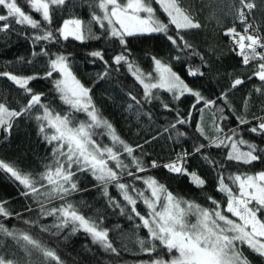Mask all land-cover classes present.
<instances>
[{"label": "snow or ice", "instance_id": "snow-or-ice-1", "mask_svg": "<svg viewBox=\"0 0 264 264\" xmlns=\"http://www.w3.org/2000/svg\"><path fill=\"white\" fill-rule=\"evenodd\" d=\"M68 2L0 0V34L19 33L32 45L31 58L16 57L0 65V79L18 90L0 92V128L10 130L17 118L27 116L38 123L39 133L51 147L50 161L40 172L0 159V172L16 183L18 195L27 202L17 211L12 200L0 197V236L11 238L24 253L20 257L5 252L0 240V264H34L30 259L34 253L42 257L39 264H67L58 246H48L28 230L8 227L5 222L12 219L57 241L65 230H70L65 241L82 231L92 245L117 258L129 250L123 235L119 247L114 238L116 232L124 233L122 225L109 227L100 209L87 214L90 205L72 200L73 194L81 191V174L94 178L106 207L131 225L130 235L135 237L139 252L148 257L138 264H252L245 247L264 259V170L250 174L240 167L264 162V146L245 138L251 134L264 141V32L251 15L257 3L234 0V23L223 30L230 51L241 58L243 68L251 69L250 74L230 73L226 87L217 95L206 96L203 85L188 82L176 70V65L184 66L185 74L194 80L207 79L214 71L207 52L200 51L188 37L204 25L183 6L186 0H89L87 21L72 13L65 15ZM237 23L242 25L240 30ZM157 34L171 45L169 54L150 55V68H144L129 40ZM101 40L107 47L86 53L91 63L102 65L95 83L126 69L142 90L126 92L128 110L134 111L137 119L147 118L150 128L155 125L146 137L137 133L136 140L123 138L94 102L95 84L89 86L78 77L75 54L65 47L69 41L85 44ZM193 58L199 63L193 65ZM39 59L43 60L40 70L33 67L24 72ZM254 78L260 85L241 97L238 109L233 94ZM36 80L49 81L50 93L36 91L31 86ZM162 93L169 99H163ZM254 93L261 98L258 106L254 105ZM50 94L59 103L49 100ZM186 96L193 102L187 111H180L177 102L182 103ZM157 104L173 114L163 125L155 124L153 107ZM189 136L191 146L185 147L182 140ZM161 139L173 142L174 154L152 155L149 146ZM197 157L214 173L215 191L223 200L205 193L207 206L202 205L174 194L162 177L152 174L163 169L169 176L185 177L203 193L209 181L199 166H192ZM40 217L52 218L53 223L42 224ZM139 231H145L146 237L141 238Z\"/></svg>", "mask_w": 264, "mask_h": 264}, {"label": "trees", "instance_id": "trees-1", "mask_svg": "<svg viewBox=\"0 0 264 264\" xmlns=\"http://www.w3.org/2000/svg\"><path fill=\"white\" fill-rule=\"evenodd\" d=\"M234 0H186L184 7L189 8L192 14L199 18L200 22L204 25L201 30H194L188 33V37L191 42L199 47L200 51H206L209 58L214 64V71L212 76L207 79H193L188 77L184 72V66L176 65V70L181 73L184 78L190 82L195 83L197 86L203 85L202 91L206 96H214L219 91L226 87L229 82V74L233 72H246L250 74L251 69H245L241 65V58L230 51L229 38L224 36L223 30L227 27H231L234 23V14L231 10V5ZM258 7L252 12L254 17V23L260 27L261 32H264V4L260 3V0H254ZM68 13L75 14L76 16L88 20L89 19V0H69L68 6L65 9V15ZM210 17H214L211 18ZM161 19L167 22L166 17L161 15ZM217 20L220 21L217 24ZM59 21H57L58 23ZM250 22H253L250 20ZM237 29L240 30L242 25L236 24ZM19 27V26H17ZM27 31V29H25ZM129 46L134 56L140 61L144 68H150L151 61L148 58L150 55L167 56L169 54L171 45L167 42L163 35H151L140 36L136 38H130ZM65 47L75 54V71L78 77L92 86L95 84L93 98L97 107L103 112V115L107 117L118 129L119 133L126 140L138 139L137 133L140 137H146L149 131L154 132V127L150 128L147 118L137 119L136 113L130 111L127 108V104L130 102L126 92L133 90V94L141 92L142 90L138 85H135L133 78L127 73L126 69H121L118 73H113L107 80L95 83V75L102 68V65L97 62L95 64L90 62L86 53L93 49H99L107 47L103 40L90 41L85 44H81L75 41H69L65 44ZM32 45L30 42L23 38L19 33H12L9 35L0 34V65L6 64L9 61H14L16 57L31 58L30 53ZM109 55L112 54V50L109 49ZM217 57H219L217 59ZM199 63L198 58H193L192 64ZM43 64V60L39 59L38 64L35 66H29L24 68V72H31L33 67L36 70H40V65ZM135 85V87H134ZM258 79H252L251 81H245L238 90L233 94V101L236 107L240 108L241 97L250 92L253 86H259ZM36 91L49 92L51 90V84L47 80H36L31 85ZM0 92L5 93H17L18 90L6 79H0ZM162 98L167 100L169 96L162 93ZM49 100L58 99L50 94ZM254 105L258 106L261 102V98L258 94H253ZM193 102V98L186 96L183 98V102H177V108L180 111H187L188 106ZM15 106V105H13ZM147 107H153L148 105ZM153 111L156 114V125H163L167 120H171L172 113L163 111L159 108V105L153 107ZM255 111V107H253ZM234 124L235 121L233 120ZM38 123L27 116L17 118L14 121L13 127L10 130L0 128V159L6 161H15L18 165L27 170L40 172L43 171L44 165L49 163L51 147L45 143L42 135L38 130ZM191 131V130H189ZM245 138L255 141L257 144L264 146V141L259 137L247 134ZM185 147H190L192 140L191 137L186 140H182ZM105 143H108L105 140ZM175 146L171 140L165 142L161 139L151 146L148 150L153 156L167 157L174 154L172 149ZM179 151V148H175ZM212 154L216 156L217 150H212ZM192 166L195 168L199 166L202 175L206 176L209 183L202 193L200 190L192 186L188 179L185 177L169 176L168 173L163 170H154L153 175L162 177L163 180L170 185L171 190L178 196H183L187 199H196L197 202L207 206V201L204 199V194H211L217 200H223L224 197L215 191L216 182L214 173L203 163L200 158L197 157L191 161ZM241 170L247 171L250 174L264 170V162H255L252 165L240 166ZM235 171L236 168L231 169ZM96 181L89 174H81L79 176V187L81 191L74 193L72 200L74 202L84 201L91 206V209L87 214H92L95 209H100L105 213L107 226L111 227L115 224L122 225L124 233L116 232L114 238L117 240V246H120V238L123 235V242L127 245L128 251H123L119 258L103 252L99 247L91 244L90 238L86 236L82 231L76 235L70 236L67 241L63 239L65 235H68V231L65 230L63 235L59 237V241L55 237H52L48 233H41L38 228L27 229V226L23 225L20 221L12 219L6 221L8 227L15 226L22 230H28L36 238L40 239L50 247L59 248V254L67 262V264H138L140 260H147L148 257L139 252V245L135 242V237L130 235L131 225L122 217L115 214V210L107 208L104 197L101 192L95 187ZM18 187L16 183L6 174L0 172V197L12 200V207L17 211H22L23 206L27 203L18 195ZM112 194L116 195L115 190H112ZM58 204V201H54ZM143 210V209H141ZM35 215V214H34ZM27 218V217H26ZM40 223L52 224V218L40 217ZM138 235L141 238L146 237L145 231H139ZM0 240L3 241L6 246L4 251L7 253H15L17 256H24L23 250L16 246V242L11 238L0 236ZM90 247L91 252L87 251L85 246ZM244 251L247 253L252 261V264H264V259L258 255H253L246 247ZM34 264H39L42 257L38 253H34L30 258Z\"/></svg>", "mask_w": 264, "mask_h": 264}]
</instances>
